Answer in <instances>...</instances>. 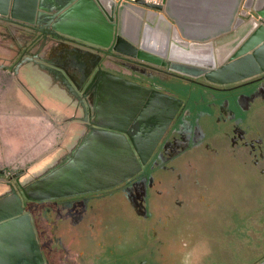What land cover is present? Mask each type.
<instances>
[{"label": "flooded vegetation", "instance_id": "obj_1", "mask_svg": "<svg viewBox=\"0 0 264 264\" xmlns=\"http://www.w3.org/2000/svg\"><path fill=\"white\" fill-rule=\"evenodd\" d=\"M124 24L123 30L134 40L142 36L145 26L139 28V24L142 26L140 17L133 29L128 22ZM6 25L13 33L25 30L26 34L22 36L27 43L25 48L14 50L13 53L3 48L9 56L7 60H12L14 69L24 57L35 53L41 55L44 34L40 29H28L0 19L1 36L6 33ZM52 41L58 42L55 37H50L48 42ZM66 43L82 48L87 56L76 50V53L66 51L63 57L58 55L54 58L52 54L49 57L68 70L76 80L81 95L101 66L144 86L161 90L182 102L179 106L175 103L162 106V123L168 111L173 112L174 107L176 109L155 146L150 145L154 134L151 135V130H143V123L139 119L129 126V134L143 148L146 160L143 162L139 158L140 170L125 182L104 190L49 201H30L23 197L25 212L32 215L46 262L165 264L162 260L163 233L179 230L181 218L206 198L203 192L189 191L190 186L199 184V181H189L187 169L195 168V163L203 158L218 156L223 152L225 158L234 165L260 168L261 174H264V70L260 68L255 74L251 70L253 75L234 80V75L229 74L227 77L230 80L215 82L205 76L195 78L171 73L168 66L163 65L162 70L157 71L119 59L107 64L108 57L105 54L69 41ZM30 45L38 47L32 50L35 47ZM100 57L103 59L99 61ZM2 64L4 66L6 62ZM150 71L158 76H152ZM55 80V84L61 86L59 90H54L61 92L58 95H63L70 103L73 115L69 117L71 126L61 146L49 157L51 159L66 152L72 137L77 138L88 123L83 119L86 116L83 104L69 85ZM104 84L99 82L88 88L84 97L88 106L101 100ZM137 116H141V112ZM157 122L155 120L148 124L154 127ZM15 175L3 182L9 186L6 191L10 189V184L19 189L15 181L20 175ZM149 221L153 223L151 228L148 227ZM150 232L155 238L151 241L145 235L147 233L149 237ZM100 237L102 239L97 241ZM96 241L101 249L99 253L95 251ZM120 253L129 260L121 262L118 257Z\"/></svg>", "mask_w": 264, "mask_h": 264}, {"label": "water", "instance_id": "obj_2", "mask_svg": "<svg viewBox=\"0 0 264 264\" xmlns=\"http://www.w3.org/2000/svg\"><path fill=\"white\" fill-rule=\"evenodd\" d=\"M167 1L132 4L120 0H0V19L20 27L40 29L44 34L43 45L55 37L59 41L55 47L63 51L50 50L54 58L76 50L87 56L82 48L73 49L66 43L69 41L105 54L107 64L119 59L157 71L163 65L171 73L205 76L215 82H226L229 74L234 75V80L253 75L260 68L264 70V0L257 1L250 26L241 37L215 40L218 35L193 36L191 41L164 32L162 21L168 20L162 11ZM134 11H140V20L148 15L143 34L137 40L122 26L127 14ZM28 62L47 69L57 81L69 85L83 104L87 116L83 119L88 123L76 142L41 172L25 181L18 178L19 189L10 184L8 191L0 193V264H47L32 215L25 212L23 197L49 201L125 182L140 170L139 158L146 160L143 148L130 136L129 126L139 119L143 130L154 134L150 145L155 146L176 109L168 111L162 123V106L172 103L179 106L182 102L100 66L88 88L105 83L102 102L98 100L88 106L84 101L88 88L81 95L76 80L62 64L39 53L24 57L20 63ZM138 112L141 116H137ZM155 120L156 125L150 127L148 123Z\"/></svg>", "mask_w": 264, "mask_h": 264}, {"label": "rangeland", "instance_id": "obj_3", "mask_svg": "<svg viewBox=\"0 0 264 264\" xmlns=\"http://www.w3.org/2000/svg\"><path fill=\"white\" fill-rule=\"evenodd\" d=\"M255 5V0H230L229 7L218 9L208 6L201 7L194 0H168L162 11L168 22L162 21V28L164 32H170L171 36L176 34L188 41H191L193 36L206 38L215 35H218L215 40H230L235 35L241 37L247 31ZM139 12L128 13L126 18L124 16V23L128 22V25L133 29L137 26ZM147 18L148 15L141 18L142 26L140 27L139 24V28L142 29L145 26ZM4 31L6 33L0 35V48L12 50L13 53L14 50L27 45L25 38L22 37L26 35L25 30H21V33H13L9 25H6ZM30 46L35 47L32 50L38 47L37 45ZM0 63H4V61L0 60ZM2 71H0V84L1 82L2 84L8 83L6 81L10 80L8 78L10 76H6V73ZM150 73L152 76H158L155 72L150 71ZM37 79L36 76L31 77L30 83H34L33 87L49 88ZM36 81L38 85L35 84ZM51 92H54L55 97L61 93L57 90ZM61 97L65 98L63 95ZM54 114L55 119L52 123L58 133H63L64 139L67 129L71 126L70 119L59 112ZM77 138L76 136L72 137V141L68 145L69 148ZM195 165L197 172H195V168L186 171L189 174V181L190 179L199 181V184L190 186L189 191L203 192L206 198L200 200L198 206L193 207L181 218L178 222L182 225L179 230L162 232V254L164 255L162 260L165 261L164 263L255 264L263 260L264 174H261V169L234 165L225 158L223 152L218 156L211 155L203 158ZM42 169L43 166L34 167L31 165L0 169L4 173L2 175L0 171V193H4L9 187L3 183L9 180V176L20 175L19 179L25 181L41 172ZM15 185H18L17 181H15ZM194 194L196 195V193ZM152 224L150 222L148 227L151 228ZM145 235L149 241L155 239L152 232L149 237L147 233ZM99 239L102 238H98L97 241ZM97 241L95 251L99 253L101 249ZM118 257L121 262L129 260L124 259L121 253Z\"/></svg>", "mask_w": 264, "mask_h": 264}, {"label": "crops", "instance_id": "obj_4", "mask_svg": "<svg viewBox=\"0 0 264 264\" xmlns=\"http://www.w3.org/2000/svg\"><path fill=\"white\" fill-rule=\"evenodd\" d=\"M194 1L201 7L218 9L230 5V0ZM257 1L255 0V4H258ZM58 43L59 41H52L44 45L41 56L50 55V50ZM71 47L76 49L78 46L71 44ZM54 49L63 51L61 47ZM5 51L0 48V60L6 62L4 66L0 63V71L3 70L6 76H10V80L0 84V169L28 165L44 167L53 160L49 157H52L63 141V133H58L52 123L54 113H62L69 119L73 115V107L64 98L55 97L54 92H51L54 88L60 89L61 85L55 84V78L47 69L32 62L20 64L14 69V64L12 60H7L9 56ZM32 76H36L38 81L49 88L33 87L34 83H30ZM37 83L36 81L35 84ZM21 136L24 138H20ZM33 162L35 163L32 164ZM0 171L2 174V170Z\"/></svg>", "mask_w": 264, "mask_h": 264}, {"label": "built area", "instance_id": "obj_5", "mask_svg": "<svg viewBox=\"0 0 264 264\" xmlns=\"http://www.w3.org/2000/svg\"><path fill=\"white\" fill-rule=\"evenodd\" d=\"M121 2H129L132 4H137L139 1H144L146 3L150 4H160L163 2V0H120Z\"/></svg>", "mask_w": 264, "mask_h": 264}, {"label": "trees", "instance_id": "obj_6", "mask_svg": "<svg viewBox=\"0 0 264 264\" xmlns=\"http://www.w3.org/2000/svg\"><path fill=\"white\" fill-rule=\"evenodd\" d=\"M255 264H264V259L263 260H261L260 262H258V263H255Z\"/></svg>", "mask_w": 264, "mask_h": 264}]
</instances>
